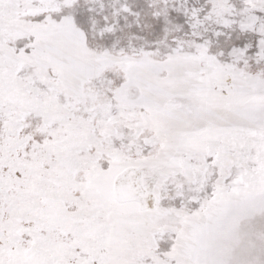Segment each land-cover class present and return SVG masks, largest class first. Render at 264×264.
Returning <instances> with one entry per match:
<instances>
[{
	"label": "snow or ice",
	"instance_id": "6c2138e0",
	"mask_svg": "<svg viewBox=\"0 0 264 264\" xmlns=\"http://www.w3.org/2000/svg\"><path fill=\"white\" fill-rule=\"evenodd\" d=\"M0 264H264V0H0Z\"/></svg>",
	"mask_w": 264,
	"mask_h": 264
}]
</instances>
